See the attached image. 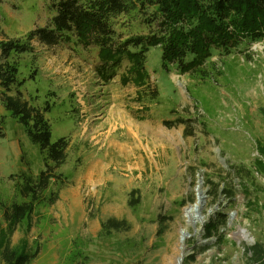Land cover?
Returning <instances> with one entry per match:
<instances>
[{"label":"rangeland","instance_id":"rangeland-1","mask_svg":"<svg viewBox=\"0 0 264 264\" xmlns=\"http://www.w3.org/2000/svg\"><path fill=\"white\" fill-rule=\"evenodd\" d=\"M56 2L0 0V41L31 47L7 58L0 51V65L17 70L10 91L0 83V201L18 196L22 173L44 167V152L6 109V93L48 105L52 139H69L61 179L49 188L58 199L26 217L12 244L39 250L29 264H252L247 248L264 247V38L216 50L199 72L164 67L161 45L149 47L143 64L133 46L105 62L101 46L74 31L54 44L30 38L52 23ZM150 30L140 14L123 16L115 40ZM198 188L205 221L196 231L185 209ZM221 214L220 235L207 237L205 224ZM110 217L126 223L104 228ZM184 228L192 235L181 249Z\"/></svg>","mask_w":264,"mask_h":264},{"label":"trees","instance_id":"trees-1","mask_svg":"<svg viewBox=\"0 0 264 264\" xmlns=\"http://www.w3.org/2000/svg\"><path fill=\"white\" fill-rule=\"evenodd\" d=\"M136 14L148 23L149 33L130 35L117 42L116 24L123 16ZM71 31L86 45L99 44L100 56L105 62H116L124 55H131L130 46H133L140 47L134 54L143 64L149 47L161 45L164 67L173 64L182 72H199L216 50L231 51L264 38V0H58L52 23L31 31L30 38L38 35L42 41L54 44ZM29 50V43L19 39L0 41V51L6 58L13 51ZM16 73L10 62L0 65V83L5 92L17 81ZM4 100L6 109L23 124L30 141L44 152V167L37 174L22 173L18 196L0 201L2 220L6 224L0 228V264H29L39 250H30L25 243L14 246L11 238L17 226L33 211L58 199V193L49 188L55 179H61L58 170L67 158L69 139L65 136L52 139V126L46 116L48 105L32 104L21 90L15 95L6 93ZM0 136H4L1 129ZM261 152L264 155V147ZM260 166L264 170V162L260 161ZM223 190L229 198L234 197L235 191L230 186L225 185ZM227 217L225 214L212 216L205 224V235H220L218 223L221 219L226 223ZM124 223L110 217L103 222V227L121 229ZM247 249L252 264H264L262 243L255 241Z\"/></svg>","mask_w":264,"mask_h":264},{"label":"bare ground","instance_id":"bare-ground-1","mask_svg":"<svg viewBox=\"0 0 264 264\" xmlns=\"http://www.w3.org/2000/svg\"><path fill=\"white\" fill-rule=\"evenodd\" d=\"M112 110L114 111V109L112 108ZM123 118L126 119L127 122V129L128 131L131 133H133V129L135 127V122L128 117V115H125L123 113ZM125 116V117H124ZM110 142L112 144H114L115 142L113 140H110ZM202 192L200 191V188H198V198L197 201L194 204H191L189 207L186 208L185 210V217H186V221L188 224L190 225H194L195 229L197 231V229L199 228V224H203V220L205 219V216L202 213ZM184 230H187L186 228H184ZM188 231V230H187ZM187 237L183 236V234L181 235V240H180V248L183 249L184 247V242L186 240Z\"/></svg>","mask_w":264,"mask_h":264},{"label":"water","instance_id":"water-1","mask_svg":"<svg viewBox=\"0 0 264 264\" xmlns=\"http://www.w3.org/2000/svg\"><path fill=\"white\" fill-rule=\"evenodd\" d=\"M201 198H203V196H201ZM191 205V204H190ZM189 205V206H190ZM188 206V207H189ZM186 210V209H185ZM205 221V219L203 220V222ZM194 226V225H193ZM195 227V226H194ZM181 233L183 234V236H185V237H189V236H191L192 234L189 232V231H187V230H184V229H182L181 230ZM183 254V253H182ZM182 258H183V256L181 255L179 258H178V262L179 261H181L182 260Z\"/></svg>","mask_w":264,"mask_h":264}]
</instances>
